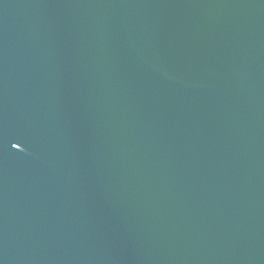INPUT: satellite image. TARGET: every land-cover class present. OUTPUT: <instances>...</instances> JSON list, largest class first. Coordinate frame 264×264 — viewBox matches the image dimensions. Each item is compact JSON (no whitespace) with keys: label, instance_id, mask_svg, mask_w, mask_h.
I'll list each match as a JSON object with an SVG mask.
<instances>
[{"label":"water","instance_id":"95a60500","mask_svg":"<svg viewBox=\"0 0 264 264\" xmlns=\"http://www.w3.org/2000/svg\"><path fill=\"white\" fill-rule=\"evenodd\" d=\"M0 264H264V0H0Z\"/></svg>","mask_w":264,"mask_h":264}]
</instances>
